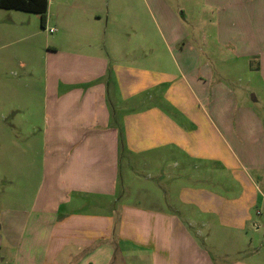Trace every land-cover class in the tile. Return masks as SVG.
<instances>
[{
  "label": "crops",
  "instance_id": "crops-1",
  "mask_svg": "<svg viewBox=\"0 0 264 264\" xmlns=\"http://www.w3.org/2000/svg\"><path fill=\"white\" fill-rule=\"evenodd\" d=\"M207 1L219 16L237 12L221 18L219 38L263 61L264 0L250 12L247 0ZM100 2L47 0L41 30L38 14L15 21L16 9L0 7V77L18 72L0 130L10 117L17 182L37 183L0 222V264H264V94L233 106L165 4L155 3L167 28L181 29L140 33L134 48L123 29L100 33ZM46 31L55 34L37 65L28 39ZM18 42L22 53L1 52ZM195 164L234 173L191 176Z\"/></svg>",
  "mask_w": 264,
  "mask_h": 264
},
{
  "label": "rangeland",
  "instance_id": "rangeland-1",
  "mask_svg": "<svg viewBox=\"0 0 264 264\" xmlns=\"http://www.w3.org/2000/svg\"><path fill=\"white\" fill-rule=\"evenodd\" d=\"M245 1V0H244ZM249 1V2H248ZM157 4H165L170 7L171 10L175 11L178 19L181 20V28H184L186 32L189 34L188 45L191 47L201 50L207 51L209 54V65L214 73V76L218 77L219 74L222 75V80L225 82L227 88H229L233 92V99H235L236 103L233 106L240 105L243 101H247L248 105L252 102V97L261 96L263 92L262 85V73L264 72L254 69L250 70L248 65H252L251 67H256L257 62L260 61L264 65V60L262 58H258L256 56H251L249 58L240 56L236 50L235 41L231 39H227L224 37L222 39L219 38V27L220 23L225 25V22L222 19L231 20L233 17H236L237 12L227 13V17L223 15L219 16V7L211 4L207 0H147V3L141 4L135 0H117L116 2L112 0H101L99 15L101 17V25H100V33L103 31L110 30L111 27L113 29H122L125 33L129 34L130 38H126L129 46L135 48V43L138 42V37L140 33L146 32L147 36L155 37L156 31H163L165 34H170L171 31H179L181 29L178 27L176 23L168 24L165 21L164 17H162V13L159 8L156 7ZM262 3L263 0H247L246 7L249 9H258V3ZM260 10H264L259 8ZM12 10V9H11ZM146 10V14L144 13ZM15 14H20L18 19L15 21H19L22 18L26 19L28 16L32 18V13H27L21 10H13ZM221 13V10H220ZM260 13V12H259ZM70 14V11L67 12ZM35 27H39L41 30V22L40 17L37 15L34 19ZM232 26V24L228 21L227 27ZM225 31V30H224ZM231 30L227 31L230 32ZM44 35H33L28 40L30 44V60L37 64L40 61V55L42 52L43 43H48L50 38L54 36L55 32H45ZM167 37V36H166ZM227 40V42H226ZM102 42V41H101ZM23 43L18 42L15 45L4 46L1 52L14 54L15 50H18L22 53ZM155 43V42H154ZM204 57V56H203ZM32 58V59H31ZM165 57V61H166ZM18 77V72L14 67H7L3 74L1 75V81L4 85L0 87V110L7 115L10 114V106L12 102V96L15 91L13 89V82L16 81ZM40 77L36 78L37 87L39 88ZM252 104H257L252 102ZM10 116V115H9ZM5 123L4 130H0V222H8L10 217V208L13 205V195L20 194V196H25L28 201L32 198V196L37 191V183H30L28 189H25L26 185L23 182H17L18 175L13 171L12 168V142L13 137L15 136L11 127V118L8 117ZM21 137V142L24 141L25 136ZM197 159L195 162H198ZM199 163H201L199 161ZM218 163H216L217 165ZM211 165L212 162H211ZM231 165V164H229ZM201 166V167H200ZM204 169L210 171L211 175L223 174L230 176L234 172L229 168L228 172L224 171L219 165L215 168L205 167L204 164H195L192 165V168L189 172L192 175H205L208 171L204 172ZM21 173H23L24 169H20ZM126 169L123 164L121 168V176L124 175ZM36 168L33 171V176H37ZM240 174H244L247 177H251L250 171L238 172ZM186 175V173L184 172ZM187 174V175H188ZM14 177V178H13ZM248 184V187L251 186V183L248 180L244 181ZM229 186L233 185L231 182L228 184ZM25 201L26 204H22V207L29 206L28 201ZM182 208L187 209V206L184 205ZM4 217V218H3ZM184 217V215L182 216ZM4 229V228H3ZM2 228H0V234L2 233ZM5 232V231H3ZM13 251V250H12ZM7 252L10 250L7 248ZM2 264H11V261L5 260Z\"/></svg>",
  "mask_w": 264,
  "mask_h": 264
},
{
  "label": "trees",
  "instance_id": "trees-1",
  "mask_svg": "<svg viewBox=\"0 0 264 264\" xmlns=\"http://www.w3.org/2000/svg\"><path fill=\"white\" fill-rule=\"evenodd\" d=\"M0 7L36 13L40 17L41 26H44L47 0H0Z\"/></svg>",
  "mask_w": 264,
  "mask_h": 264
},
{
  "label": "built area",
  "instance_id": "built-area-1",
  "mask_svg": "<svg viewBox=\"0 0 264 264\" xmlns=\"http://www.w3.org/2000/svg\"><path fill=\"white\" fill-rule=\"evenodd\" d=\"M54 30V28H49V31H53Z\"/></svg>",
  "mask_w": 264,
  "mask_h": 264
}]
</instances>
